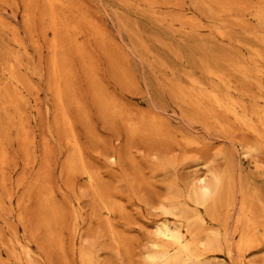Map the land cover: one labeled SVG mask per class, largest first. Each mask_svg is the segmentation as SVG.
Returning a JSON list of instances; mask_svg holds the SVG:
<instances>
[{"label":"rangeland","instance_id":"obj_1","mask_svg":"<svg viewBox=\"0 0 264 264\" xmlns=\"http://www.w3.org/2000/svg\"><path fill=\"white\" fill-rule=\"evenodd\" d=\"M0 264H264V0H0Z\"/></svg>","mask_w":264,"mask_h":264},{"label":"bare ground","instance_id":"obj_2","mask_svg":"<svg viewBox=\"0 0 264 264\" xmlns=\"http://www.w3.org/2000/svg\"><path fill=\"white\" fill-rule=\"evenodd\" d=\"M165 238H167L170 242H172L174 245H176V247L180 250L185 248V244L183 241V236L181 233H171V232H167L166 234H164Z\"/></svg>","mask_w":264,"mask_h":264}]
</instances>
